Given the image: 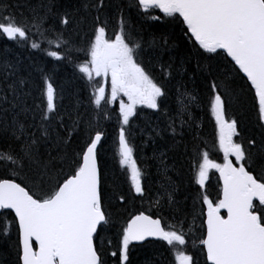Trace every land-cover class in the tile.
<instances>
[{
	"label": "snow or ice",
	"instance_id": "obj_1",
	"mask_svg": "<svg viewBox=\"0 0 264 264\" xmlns=\"http://www.w3.org/2000/svg\"><path fill=\"white\" fill-rule=\"evenodd\" d=\"M24 6L28 14L18 18L0 0V36L22 43L38 33L48 47L32 42V49L86 78L88 103L98 116L117 121L125 179L110 178L102 168L98 146L105 133L79 111L78 95L75 104L64 105L51 74L41 70L33 81L19 75L18 61L0 60V240L15 247V264H131L132 249L148 238L164 242L169 264H200L197 256L203 264H264V0H128L126 6L123 0H76L71 8L59 0H25ZM133 9L179 28L186 56L177 70L184 74L183 65L195 58L207 90L223 163L200 150L196 131L199 190L191 209L177 206L170 180L144 207L146 171L135 156L131 121L138 106L161 113L175 65V57L165 62L162 55L177 44L164 32H150L146 40L132 22ZM177 100L175 116L162 112L163 128L144 117L154 136L171 131L175 140L184 137L185 126L193 131L190 106L199 105L200 95L185 89ZM117 102L118 109L106 107ZM234 103L244 118H254L259 139L243 138L242 120L229 112ZM164 155L158 159L166 172ZM213 169L219 173L215 199L208 191Z\"/></svg>",
	"mask_w": 264,
	"mask_h": 264
},
{
	"label": "trees",
	"instance_id": "obj_2",
	"mask_svg": "<svg viewBox=\"0 0 264 264\" xmlns=\"http://www.w3.org/2000/svg\"><path fill=\"white\" fill-rule=\"evenodd\" d=\"M11 6V10L17 14L19 18L20 14H28L27 8L24 6L25 0H7ZM62 7L71 8L76 0H59ZM114 3L119 0H113ZM128 0H123V4L126 6ZM152 15H161L158 11H154ZM132 22L138 27L144 30L143 34L147 40L150 32L157 34L164 32L171 36L177 44V47L171 52H165L162 55V60L167 62L170 56L175 57V65L172 70V76L166 81L167 84V96L163 99L161 113H157L154 117H151L152 128L159 125L163 128L167 122V118L162 115L164 109L170 111L172 115L173 101L177 94L183 93L185 89L192 91V93L199 94L201 101L198 104H192L190 110L194 117L193 131L189 132L187 126H185V135L181 138L179 135L175 138L172 137L171 131L162 132L161 136H154L149 128L145 127V119H137L136 117L131 121L132 135L137 134V126L140 129H144L142 132H138L140 140L138 149L135 153L137 161L142 166V169L146 171V185L148 195L144 201V207L147 208L149 199L158 191H161V185H168L169 180L171 186L175 188V200L178 202L177 206L184 209H191L193 204V198L195 197L199 186L195 184L193 179V163L194 153L193 145L197 141L193 140V135L198 131L200 136V150H208L209 158L216 162H221L223 153L219 150L218 144L215 142V121L211 116V113L206 104L207 90L204 87L201 74L196 72V60L191 59L183 65L185 73L181 74L177 69L181 67V59L186 56V46L182 36L179 33V28L172 30L164 20L156 21L143 17H138L136 11H131ZM170 20V18H165ZM90 25V18L88 24ZM40 40H42L40 42ZM40 43L42 48H47L45 40L38 33H30L29 40L27 42L17 43L8 41L4 36H0V60L8 59L12 62L18 61L19 75L27 77L33 81H38L41 75V70L44 73L51 74L55 78L58 89H62L64 96V105H68L70 102L75 104L76 95L79 96L81 106L79 111L84 114L85 119H91L100 130L105 133L104 140L102 141L99 152L100 162L103 169L106 170L105 163L114 170V178L124 180V174L118 173L114 164L115 158H112V154L116 153L114 143L118 138V124L113 119H104L103 113L99 116L96 113L95 106L88 103V98L91 93V87L87 81L82 80L81 74H78V70L74 69L72 65H65L66 61H55L51 57H48L44 51L40 49H32L31 43ZM18 57V58H17ZM82 59V58H81ZM153 74L160 76V70L158 65H153ZM191 77V79L189 78ZM99 80V78H98ZM180 86V92H177V85ZM109 111L117 109L116 103L106 106ZM229 112L234 113L237 118L242 120L241 132L245 140L252 136H256L259 139V130L255 127L254 118H244L245 113L239 108L237 104H232L229 107ZM175 114V112H174ZM146 116H150L146 113ZM157 116L160 119H157ZM185 115V119H186ZM178 122V121H177ZM199 124V129H196V124ZM178 132L180 127L176 124ZM135 132V133H134ZM237 139V138H235ZM204 141L207 143L205 144ZM164 153V165L167 166L166 172L164 167L160 164L158 157L160 153ZM55 154V153H53ZM115 155H113L114 157ZM208 191L211 193L212 198L216 197L218 191V183L216 180L215 170H210V181L208 182ZM139 204V201H137ZM9 212V211H8ZM10 213V212H9ZM11 218V216H9ZM15 231L12 234V240H15ZM167 246L164 242L147 241L141 245H137L132 249L130 261L131 264H169L172 259L170 254L166 251ZM192 248V241H189V249ZM162 253V255H161ZM200 264H203V257L197 256ZM16 250L10 240H0V264H15Z\"/></svg>",
	"mask_w": 264,
	"mask_h": 264
},
{
	"label": "rangeland",
	"instance_id": "obj_3",
	"mask_svg": "<svg viewBox=\"0 0 264 264\" xmlns=\"http://www.w3.org/2000/svg\"><path fill=\"white\" fill-rule=\"evenodd\" d=\"M18 58V57H17ZM178 95H180V94H177V96L175 97V99H174V101H173V105H174V108L172 109L173 111V113H172V115L173 116H175V114H176V112H177V109L180 107V102H178V100H177V97H178ZM174 112H175V114H174ZM169 113H170V111H169ZM178 122H177V124H178V126L180 127V125H179V120H177ZM137 128H138V130L140 129V126H137ZM143 134L144 132H142L141 130H140V134ZM105 165H106V171H107V173H108V175H109V177L110 178H114L113 176V174H114V170L110 167V165L108 166L106 163H105ZM119 173V172H118Z\"/></svg>",
	"mask_w": 264,
	"mask_h": 264
},
{
	"label": "water",
	"instance_id": "obj_4",
	"mask_svg": "<svg viewBox=\"0 0 264 264\" xmlns=\"http://www.w3.org/2000/svg\"><path fill=\"white\" fill-rule=\"evenodd\" d=\"M218 175H219V173H218ZM223 211V210H222ZM148 239H154V238H148ZM139 243H142V242H139Z\"/></svg>",
	"mask_w": 264,
	"mask_h": 264
}]
</instances>
